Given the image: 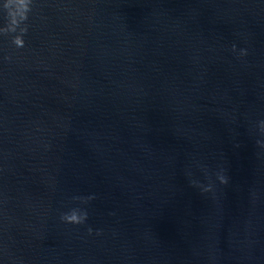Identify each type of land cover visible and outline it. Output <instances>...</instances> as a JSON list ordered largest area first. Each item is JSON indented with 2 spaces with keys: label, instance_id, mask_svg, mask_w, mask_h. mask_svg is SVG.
Returning a JSON list of instances; mask_svg holds the SVG:
<instances>
[{
  "label": "water",
  "instance_id": "95a60500",
  "mask_svg": "<svg viewBox=\"0 0 264 264\" xmlns=\"http://www.w3.org/2000/svg\"><path fill=\"white\" fill-rule=\"evenodd\" d=\"M28 23L0 36V264H264V0Z\"/></svg>",
  "mask_w": 264,
  "mask_h": 264
},
{
  "label": "clouds",
  "instance_id": "9594fccd",
  "mask_svg": "<svg viewBox=\"0 0 264 264\" xmlns=\"http://www.w3.org/2000/svg\"><path fill=\"white\" fill-rule=\"evenodd\" d=\"M34 4L35 0H0V19L4 21L3 25L0 26V36L11 34L12 43L18 48L25 46L24 35L29 30L28 21L30 14L33 12ZM242 54H246V52ZM261 128L264 130V122H262ZM220 179L222 183H227V179L223 176ZM93 198L89 197L88 199ZM61 218L68 223L82 224L87 220L88 213L72 209L69 212L63 213ZM91 231L92 229L89 228V233Z\"/></svg>",
  "mask_w": 264,
  "mask_h": 264
}]
</instances>
